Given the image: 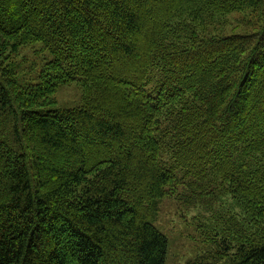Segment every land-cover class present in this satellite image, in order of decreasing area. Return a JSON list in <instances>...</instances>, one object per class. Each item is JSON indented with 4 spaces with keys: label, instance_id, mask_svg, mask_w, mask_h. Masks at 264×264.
Instances as JSON below:
<instances>
[{
    "label": "trees",
    "instance_id": "1",
    "mask_svg": "<svg viewBox=\"0 0 264 264\" xmlns=\"http://www.w3.org/2000/svg\"><path fill=\"white\" fill-rule=\"evenodd\" d=\"M168 200L208 264H264V0H0V264H167Z\"/></svg>",
    "mask_w": 264,
    "mask_h": 264
},
{
    "label": "rangeland",
    "instance_id": "2",
    "mask_svg": "<svg viewBox=\"0 0 264 264\" xmlns=\"http://www.w3.org/2000/svg\"><path fill=\"white\" fill-rule=\"evenodd\" d=\"M230 23L226 29L220 28L223 34L231 33L244 34L252 32V26L246 27L247 22L242 14L229 17ZM252 24L258 23V18L254 17ZM219 26H216L218 28ZM50 53L43 50L40 45L26 46L19 49L16 55L12 56L11 62L17 69V79L22 87L37 85L40 72L45 61L51 59ZM82 88L78 83L63 87L53 97L57 107L60 109H72L81 104ZM191 208L175 200L165 201L161 216L156 226L164 233L169 240V254L167 264H192L200 261L202 264L214 263L210 261L215 255L216 246H207L203 243L204 232L199 231L200 219H195L196 213L190 211ZM206 238V237H205ZM221 263H229L224 259ZM217 262V264L219 263ZM196 264H199L198 262Z\"/></svg>",
    "mask_w": 264,
    "mask_h": 264
}]
</instances>
